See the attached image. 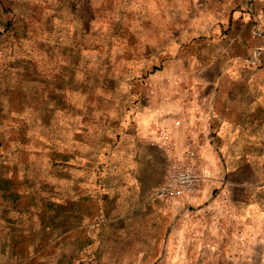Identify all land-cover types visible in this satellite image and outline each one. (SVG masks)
<instances>
[{"label":"rangeland","instance_id":"obj_1","mask_svg":"<svg viewBox=\"0 0 264 264\" xmlns=\"http://www.w3.org/2000/svg\"><path fill=\"white\" fill-rule=\"evenodd\" d=\"M191 95L242 113L228 163L203 164L184 139L204 186L219 168L222 186L188 216L113 189L121 166L104 161L128 115L189 111ZM64 118L87 144L79 202L66 205ZM184 218L235 227L231 260L210 264H264V0H0V264H207L165 261Z\"/></svg>","mask_w":264,"mask_h":264},{"label":"crops","instance_id":"obj_2","mask_svg":"<svg viewBox=\"0 0 264 264\" xmlns=\"http://www.w3.org/2000/svg\"><path fill=\"white\" fill-rule=\"evenodd\" d=\"M187 101L191 107L189 111H181L172 115L163 113V111L133 112L128 115L122 127L121 137L116 141L115 147L114 142L110 141L111 150L107 151L108 155L104 161L111 167L121 166V169H118L120 176L117 178V183L113 184L115 186L108 180L110 188L113 186V189L118 188L122 192L133 190L138 197L143 198L149 195L164 207V210H169L174 214L188 216L192 213L191 206L201 210V207L196 205L208 202L213 193V186H222L224 182L219 167L217 178L206 184L197 197H184L174 203H169L156 199L153 192L167 179L170 171V157L181 155L184 151V139L187 134H193L199 144L203 164L220 166V161L225 164L230 159L229 141L232 144L243 141L241 136L231 139L232 136L229 135L240 134V128L244 122L239 119L242 113L237 112L238 106H235V109L233 107V111L223 110L217 100L213 104L211 95H191ZM177 120L181 121L179 125L175 124ZM61 124L63 128L59 133L58 144L60 145L59 151L63 153V161H61L63 172H72V174L64 173L59 180L66 205V202L70 200L74 203L77 200L79 202L76 193L82 191V179L85 178L81 170L82 161L77 154L81 153L87 144L81 141L82 129L79 124L75 122L72 128L65 118ZM71 128L73 138H70L68 133ZM211 133L217 136L210 140ZM108 146L110 147L107 144ZM89 154L88 167L91 170L94 166L93 171L96 172V156L92 155L91 147ZM222 155L224 157H221ZM97 182L96 174L89 179L90 193L96 188ZM73 209L76 210L75 206ZM208 209L224 212L219 205H206L204 210ZM185 219L170 224L171 233L166 244L168 252L165 253V261H200L210 264L231 260V248L236 245L234 241L232 242L235 238V227H230L231 224L226 222H196Z\"/></svg>","mask_w":264,"mask_h":264},{"label":"built area","instance_id":"obj_3","mask_svg":"<svg viewBox=\"0 0 264 264\" xmlns=\"http://www.w3.org/2000/svg\"><path fill=\"white\" fill-rule=\"evenodd\" d=\"M176 124L179 125L180 121H176ZM191 148L185 143L181 155L171 156L167 179L153 192L156 199L174 203L184 197H196L201 192L210 175L208 171L198 169Z\"/></svg>","mask_w":264,"mask_h":264}]
</instances>
